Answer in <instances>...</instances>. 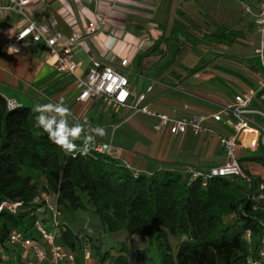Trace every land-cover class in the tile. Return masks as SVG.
<instances>
[{
	"label": "crops",
	"instance_id": "obj_1",
	"mask_svg": "<svg viewBox=\"0 0 264 264\" xmlns=\"http://www.w3.org/2000/svg\"><path fill=\"white\" fill-rule=\"evenodd\" d=\"M259 2L38 0L27 12L37 22L55 20L56 30L65 38L87 22L101 20L97 32L88 37V45L73 51V60L81 62L76 74H85L90 56L115 67L128 57L130 64L124 75L131 89L144 92L151 86L146 98L150 109L179 118L195 114L209 116L232 103L233 96L239 92L256 88L264 76L253 53L260 41L253 22ZM24 21L17 11L5 9L4 1L0 0V95L4 99H13L35 110L39 104L56 103L63 98L72 113L69 123L87 121L86 128L88 124L105 128L107 134L97 136L92 145L109 143L114 156L140 175L150 176L173 168L206 171L223 162L224 150L216 135L203 132L193 136L189 131L177 136L156 133L154 120L149 116L123 109L117 113L105 112L99 100L79 103L75 77L54 70L44 41L15 40ZM216 27L231 31L226 41L201 40ZM187 36L202 42L189 49L184 44ZM154 43H160L161 54L149 53ZM10 45L18 51L9 54ZM205 126L216 134L230 132L211 120ZM77 141L83 143V136ZM28 171L31 172L28 175L35 174ZM72 214L64 223L76 232L69 225L72 216L85 219L87 216L79 211ZM3 252L5 249L0 250V254ZM76 263L97 264L93 257L84 260L82 252L76 254Z\"/></svg>",
	"mask_w": 264,
	"mask_h": 264
},
{
	"label": "trees",
	"instance_id": "obj_2",
	"mask_svg": "<svg viewBox=\"0 0 264 264\" xmlns=\"http://www.w3.org/2000/svg\"><path fill=\"white\" fill-rule=\"evenodd\" d=\"M229 34L226 27H216L201 40L212 38L222 43ZM186 39L189 49L202 42L191 36ZM159 45L154 43L149 53L161 54ZM36 115L35 110L21 105L9 109L0 95V201L21 202L27 208L45 191L56 196L62 214H72L86 208L85 197L102 233L146 238L147 246L134 251L131 242L119 243L111 252L102 251L100 238L93 245L89 241L97 264H246L248 248L241 235L252 226L249 216L254 213L243 205L245 187L240 180L214 178L202 186L196 179L188 184L189 175L182 168L134 177L115 156L94 151L92 144L87 155L62 151L36 126ZM75 143L78 148L83 145ZM252 153L260 171L245 167L242 156L240 168L264 181V145ZM28 170L42 182L34 181L25 173ZM33 221L28 211L15 216L1 213L0 250L6 249L4 243L12 229L36 240L30 230ZM60 243L78 253L82 242L67 226Z\"/></svg>",
	"mask_w": 264,
	"mask_h": 264
},
{
	"label": "built area",
	"instance_id": "obj_3",
	"mask_svg": "<svg viewBox=\"0 0 264 264\" xmlns=\"http://www.w3.org/2000/svg\"><path fill=\"white\" fill-rule=\"evenodd\" d=\"M7 10L17 11L24 18V24L15 35V40L24 42L44 41L48 48L54 70L62 75L75 77L74 87L77 91L76 100L85 104L93 100H99L103 104L105 112L117 113L126 110L133 114L149 116L154 120L153 129L156 133L167 132L170 135H182L189 131L193 136L206 132L217 136L218 144L224 150V160L221 164L210 167L206 171H198L187 168L185 173L189 175L188 184L199 179L202 186L214 178L225 179L229 182L240 180L244 187V206L249 207L251 227L243 230L241 239L248 248L246 264H264V256L259 253L264 250V181H258L246 175L239 165V158L243 150H257L259 145H264V127L260 126L254 116L264 117V113L251 108L254 100H264V76L258 81L255 89H247L233 96L232 103L221 106L209 116L191 115L189 117L174 118L162 113H157L146 104L147 95L151 92L149 86L144 92H136L131 89L124 71H128L129 59L122 58L118 67L103 63L98 57L90 56L89 65L83 76H78L76 71L81 62L73 60V51L77 47L87 46V39L98 30L99 19H93L85 26L73 31L70 36L63 37L56 30V21L49 19L45 22H37L28 15V9L38 0H3ZM249 12L248 8H245ZM253 22L260 35L258 46L253 53L258 62L262 74H264V0H260L256 12L253 14ZM123 94V99H120ZM9 109L19 107L13 99H5ZM211 120L221 123L230 132L226 135L216 134L207 128L205 123ZM93 150L114 156V150L109 143L97 142L93 144ZM126 169L138 177L139 172L132 170L130 165L123 164ZM28 211L34 221L30 230L36 236V240L26 233L12 229L6 237L5 252L0 254L2 264H77L76 252L60 243L67 225L61 218L62 212L56 204V196L52 193L41 191L25 208L21 202L0 201V214L8 213L17 215ZM243 216L247 217L241 210ZM256 214L260 215L257 216ZM253 227L256 233L253 232ZM81 239L83 259H91L90 243L82 234L77 233ZM29 255L28 257L26 255Z\"/></svg>",
	"mask_w": 264,
	"mask_h": 264
},
{
	"label": "clouds",
	"instance_id": "obj_4",
	"mask_svg": "<svg viewBox=\"0 0 264 264\" xmlns=\"http://www.w3.org/2000/svg\"><path fill=\"white\" fill-rule=\"evenodd\" d=\"M14 51H18V49L10 45L8 53L12 54ZM120 99L123 98L120 97ZM35 112L38 114L35 117L36 126L43 129L47 133L48 139L66 153L79 151L81 155H87L95 138L97 136L104 137L107 134L106 129L100 126L88 124L86 128L87 121L85 124L80 122L70 124L68 118L72 113L70 108L65 105L63 98H60L56 103L39 104L36 106ZM82 136L83 145L78 148L75 141L81 139ZM259 254L264 256V250H261Z\"/></svg>",
	"mask_w": 264,
	"mask_h": 264
},
{
	"label": "rangeland",
	"instance_id": "obj_5",
	"mask_svg": "<svg viewBox=\"0 0 264 264\" xmlns=\"http://www.w3.org/2000/svg\"><path fill=\"white\" fill-rule=\"evenodd\" d=\"M253 109H257L260 112L264 113V104L261 102H258V100H254L252 104ZM255 120L257 123L264 127V117L260 116H254ZM226 135V133H223ZM242 158H244V166L247 167L248 169L252 171H257L259 170L256 165L253 163V153L250 151H244L241 153ZM260 171V170H259ZM25 173H31L29 171H25ZM34 181H36L38 184H40L42 181L39 179V177L34 174L33 176ZM83 201L85 203L86 208L84 210H80L79 214H83L84 216H87V218H78V217H73L71 218L72 221H70L69 225L71 226L72 229H74L76 232H79L82 234L85 238H87L92 245L96 242L97 238L101 239L102 242V251L109 250V251H114L117 249L119 243H125L126 245H129V242H131L133 245H129L131 251H134L136 248H145L147 246V240L145 237L136 234L134 235L131 239L128 238L124 234H105L101 232V228L99 226L98 219L96 216L93 214L90 206L86 204V199L83 197ZM73 215V214H72ZM80 217V216H79ZM62 220H70V214L63 213L62 214ZM72 223V224H71ZM176 241L173 240L172 244L175 245ZM128 247V246H127ZM92 257V255H91ZM97 263V259L93 257Z\"/></svg>",
	"mask_w": 264,
	"mask_h": 264
},
{
	"label": "snow or ice",
	"instance_id": "obj_6",
	"mask_svg": "<svg viewBox=\"0 0 264 264\" xmlns=\"http://www.w3.org/2000/svg\"><path fill=\"white\" fill-rule=\"evenodd\" d=\"M121 98H123V94L121 95Z\"/></svg>",
	"mask_w": 264,
	"mask_h": 264
}]
</instances>
